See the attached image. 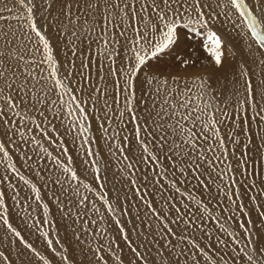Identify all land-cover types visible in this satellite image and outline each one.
<instances>
[{
  "label": "snow or ice",
  "instance_id": "1",
  "mask_svg": "<svg viewBox=\"0 0 264 264\" xmlns=\"http://www.w3.org/2000/svg\"><path fill=\"white\" fill-rule=\"evenodd\" d=\"M0 264H264L262 0H0Z\"/></svg>",
  "mask_w": 264,
  "mask_h": 264
},
{
  "label": "bare ground",
  "instance_id": "2",
  "mask_svg": "<svg viewBox=\"0 0 264 264\" xmlns=\"http://www.w3.org/2000/svg\"><path fill=\"white\" fill-rule=\"evenodd\" d=\"M262 3H264V0H262ZM256 12L259 13L260 12V9H256ZM194 54H198L199 56H201L202 54L200 52H193L190 51ZM202 61V60H201ZM201 64V62L199 63ZM93 72H95V69H93ZM94 79H95V76H94ZM221 85H223L225 82L223 81V79H221ZM109 89H111V83L109 82L107 85H106ZM114 95V93H111L109 94L108 97H106V99L108 100L109 103H112V96ZM87 98V97H86ZM98 99H100L98 97ZM102 104H103V101H101L100 104H98V108L101 109V111L99 112V115L101 118H103V115H104V111H103V107H102ZM116 108V105L113 104V110H115ZM112 124H113V127H115L117 125V120L115 117H113V120H112ZM93 125L95 126V121H93ZM107 126V125H106ZM127 131L128 132H131L132 131V126L131 124L128 125V128H127ZM95 135L99 136L100 133H96ZM96 146L97 147H101L103 150H102V156L106 159V161H108V171H107V180L104 181V183L106 184V188L104 189L105 192L113 197V203H115V195L117 193H119L120 197H121V200L124 199L125 195H127L128 199L130 201H133L135 202V206L136 207H139L141 208V217H143L144 215V212L146 211L145 208H143V206L140 204L139 200L137 199V197L135 196L134 192L131 191L132 189V185L129 183V178H130V174L128 173L129 170L125 169V174L128 173V175H121V172H120V165L123 164L124 162L122 160H120L118 162V157L120 156V153L117 152L116 154V157H112L108 152H107V149L106 148H103V141H100V140H97L96 141ZM134 165H137V168L135 171L137 172H141V168L138 166V161L136 159H134ZM112 174V175H111ZM137 175V174H136ZM134 176V177H131V178H136L137 179V186H139V176ZM88 176H89V179L91 178V172L89 171L88 173ZM165 183V182H164ZM167 184V183H166ZM46 191V190H45ZM152 191V190H150ZM145 195H148V193H146ZM151 195V194H150ZM92 199H96L95 197H91ZM151 199V197H150ZM153 199L155 200V197H153ZM156 201V200H155ZM99 203V202H98ZM156 203H158L156 201ZM155 205V204H154ZM159 205V203H158ZM52 210L53 212H55V206L52 205ZM101 211L104 212V208H101ZM132 213H134V209H132ZM132 213H130L129 215H122L120 216V219L122 221V223H124L126 225V228L129 230L130 232V239L132 241H137V234L135 232H132L131 229L133 227V224L131 223H128V220L130 218H133L132 217ZM106 215H110V213L106 214ZM92 218H96L95 216H93ZM134 219V218H133ZM133 223H134V220H133ZM69 232L71 231V228L68 229ZM114 234V233H113ZM123 246V242H120Z\"/></svg>",
  "mask_w": 264,
  "mask_h": 264
},
{
  "label": "rangeland",
  "instance_id": "3",
  "mask_svg": "<svg viewBox=\"0 0 264 264\" xmlns=\"http://www.w3.org/2000/svg\"><path fill=\"white\" fill-rule=\"evenodd\" d=\"M188 51L190 52V51H192V48H189L188 49ZM192 55H193V58H196V57H200L198 54H194V53H192ZM202 60V61H201ZM201 60H199L198 61V63H200L201 62V64L202 63H205L206 61L205 60H203V59H201ZM223 85H221V87L218 89L219 91H221V92H223L224 91V89H223V87H222ZM253 127H255V125H253ZM131 162L132 163H134V159H132L131 160ZM142 171V170H141ZM258 171H259V169H258ZM129 173V172H128ZM128 173L127 174H125V175H128ZM137 174V175H136ZM112 175V174H111ZM135 175L136 176H139L140 177V175H141V172H137V171H135ZM139 179V178H138ZM257 179H259V177H257ZM140 182V183H139ZM165 182V183H164ZM138 183H139V186H142V182L139 180L138 181ZM162 183L167 187V180H162ZM137 186V185H136ZM105 191V190H104ZM151 194V191L148 193V198L150 199V197H151V199L153 200V206L154 207H159V205H158V203H159V200L157 199V198H155V200L158 202V203H156V201L153 199V197L150 195ZM96 198V197H95ZM155 204V205H154ZM53 211V210H52ZM111 215V214H110ZM134 220V219H133Z\"/></svg>",
  "mask_w": 264,
  "mask_h": 264
}]
</instances>
